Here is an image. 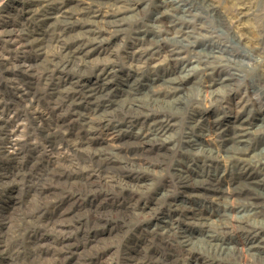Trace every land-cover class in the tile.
I'll return each mask as SVG.
<instances>
[{"label": "rangeland", "instance_id": "obj_1", "mask_svg": "<svg viewBox=\"0 0 264 264\" xmlns=\"http://www.w3.org/2000/svg\"><path fill=\"white\" fill-rule=\"evenodd\" d=\"M138 2L0 0V264H264V0Z\"/></svg>", "mask_w": 264, "mask_h": 264}, {"label": "bare ground", "instance_id": "obj_2", "mask_svg": "<svg viewBox=\"0 0 264 264\" xmlns=\"http://www.w3.org/2000/svg\"><path fill=\"white\" fill-rule=\"evenodd\" d=\"M124 1V0H123ZM95 2V1H94ZM100 2V1H99ZM126 2V1H125ZM137 2H138V0H137ZM139 3V2H138ZM132 4V3H131ZM137 4V3H136ZM95 5V4H94ZM100 6V5H99ZM124 6V5H123ZM29 8V7H28ZM112 9V8H111ZM120 9H121V7H120ZM131 9H133V8H131ZM97 10V9H96ZM93 11V10H92ZM98 11H99V8H98ZM77 12V11H76ZM116 12V11H115ZM118 12V11H117ZM72 13V12H71ZM79 13V12H78ZM62 14H63V12H62ZM84 14V13H83ZM114 14V13H113ZM115 16V15H114ZM74 16H72V18H73ZM57 18V17H56ZM62 18H63V15H62ZM66 18V17H65ZM52 19V18H51ZM58 21H57V23L56 24H60L61 25V27H69V25H70V20L69 21H67V20H65V19H57ZM119 20V19H118ZM87 22H88V20H87ZM105 22V21H104ZM115 22V21H114ZM77 23H78V21H77ZM86 23V22H85ZM88 23H90V22H88ZM92 23V22H91ZM94 23H96V22H94ZM111 24V23H110ZM115 24H117V22L116 23H113V25H115ZM122 24V23H121ZM84 25V24H83ZM96 25V24H95ZM119 25V24H118ZM123 25V24H122ZM121 25V26H122ZM82 26V25H81ZM94 26V25H93ZM117 26V25H116ZM70 27H72V26H70ZM98 27V26H97ZM114 27V26H113ZM112 27V28H113ZM95 30V29H94ZM99 30H100V26H99ZM117 30H121V29H117ZM98 31V30H97ZM107 31V30H106ZM105 31V32H106ZM110 31V30H109ZM89 32H90V29H89ZM92 32H93V29H92ZM107 33H109V32H107ZM96 34V33H95ZM85 36V35H84ZM87 36V35H86ZM89 36V35H88ZM78 38V37H77ZM87 38V37H86ZM165 39V38H164ZM167 39V38H166ZM76 40H78V39H76ZM168 41V40H167ZM93 42V41H92ZM97 42V41H96ZM104 42V41H103ZM96 44V43H95ZM92 45H94V44H92ZM85 47V46H84ZM85 48H87V46L85 47ZM148 49V48H147ZM150 49V48H149ZM145 50H146V47H145ZM78 51V50H77ZM140 51V50H139ZM144 51V50H143ZM141 52V51H140ZM174 52V51H173ZM172 52V53H173ZM76 53H78V52H76ZM136 53V55H138L137 54V52H135ZM147 54V53H146ZM72 56V55H71ZM73 57V56H72ZM153 58V57H152ZM156 58V57H155ZM69 60V59H68ZM135 60V59H134ZM141 60V59H140ZM83 62V61H82ZM106 63V62H105ZM103 64H104V62H103ZM82 65V64H81ZM100 65H102V64H100ZM69 66V65H68ZM105 67H106V65H104ZM108 67H109V64L107 65ZM96 67H98V66H96ZM102 67V66H101ZM66 68V67H65ZM110 68V67H109ZM144 68H145V66H144ZM156 69V68H155ZM74 70H75V68H74ZM95 69H93V71H94ZM105 70V69H104ZM146 70V69H145ZM149 71V70H148ZM92 72V71H91ZM95 72V71H94ZM135 72V71H134ZM115 73V72H114ZM116 73H117V71H116ZM102 74V73H101ZM105 74V73H104ZM104 74L102 75V76H104ZM111 74V73H110ZM135 74H136V72H135ZM100 75V74H99ZM143 75H144V73H143ZM144 79V78H143ZM183 79V78H182ZM224 81V80H223ZM178 82H180V80L178 81ZM99 83V82H98ZM181 83V82H180ZM180 83H179V85H180ZM176 84V83H175ZM181 85H182V83H181ZM127 87H128V85H127ZM73 88V87H72ZM101 88V87H100ZM99 88V89H100ZM140 88V87H139ZM167 88V87H166ZM179 88V87H178ZM146 89V88H145ZM174 89V88H173ZM231 89V88H230ZM74 90V89H73ZM136 90V89H135ZM179 90V89H178ZM168 91V90H167ZM234 91V90H233ZM155 92V91H154ZM177 92V91H176ZM75 93V92H74ZM137 93V92H136ZM161 93V92H160ZM77 94H78V92H77ZM138 94V93H137ZM171 94V92L169 93V95ZM176 94V93H175ZM95 95V94H94ZM93 95V96H94ZM88 95H86V97H87ZM91 96V95H90ZM109 96V95H108ZM232 96H233V94H232ZM104 97V96H103ZM102 97V98H103ZM85 98V97H84ZM87 99V98H86ZM107 99V98H106ZM106 99H105V101H106ZM110 100V99H109ZM97 101V100H96ZM99 101H100V98H99ZM114 101V100H113ZM95 103V102H94ZM93 103V104H94ZM117 104V103H116ZM109 105V104H108ZM99 110V109H98ZM95 111H97V110H95ZM121 111V110H120ZM124 112H125V110H124ZM129 113V112H128ZM151 113H152V111H151ZM126 114V113H125ZM124 114V115H125ZM143 114V113H142ZM129 115V114H128ZM133 115H134V113H133ZM145 115V114H144ZM140 116H141V114H140ZM139 116V117H140ZM146 116H148V115H146ZM125 117H127V116H125ZM129 117V116H128ZM127 117V118H128ZM131 117H132V115H131ZM133 117H135V116H133ZM138 117V118H139ZM192 117V116H191ZM136 118H137V116H136ZM109 119V118H108ZM167 119V118H166ZM193 119V118H192ZM115 120V119H114ZM134 120V119H133ZM139 120H141V119H139ZM146 120V119H145ZM246 120H248V119H246ZM111 121H113L112 120V118H111ZM164 121H167V120H164ZM160 123V122H159ZM157 124V123H156ZM198 124V123H197ZM166 125V124H165ZM164 127V126H163ZM246 127H248V126H246ZM193 128V127H192ZM191 128V129H192ZM244 128V127H243ZM252 128V127H251ZM151 130V129H150ZM224 131V130H223ZM191 133V132H190ZM219 133V132H218ZM217 133V134H218ZM224 133H225V131H224ZM244 133H246L245 135L247 136V135H249V134H251L250 132H249V130L248 129H242L241 131H240V135H239V138H238V142H240V143H246V141H243L242 139L245 137V135H243ZM154 134V133H153ZM217 134H216V136H217ZM242 134V135H241ZM258 134V133H257ZM236 135V134H235ZM260 135V134H259ZM148 136V135H147ZM186 137V136H185ZM188 137V136H187ZM237 137V136H236ZM227 139V138H226ZM231 139H232V137H231ZM171 141H173V140H171ZM190 141V140H189ZM222 141V140H221ZM228 141V140H227ZM159 142V141H158ZM188 141H186V143H187ZM191 142V141H190ZM152 143V142H151ZM164 144H165V140H164V142H163ZM169 143H170V141H169ZM159 144V143H158ZM172 144V143H171ZM188 144H189V142H188ZM160 145V144H159ZM147 146H149V145H147ZM165 146V145H164ZM153 147H155V146H153ZM228 150V149H227ZM243 150V149H242ZM235 151H237V153H238V151H240L239 149H235ZM150 152V151H149ZM234 152V151H233ZM243 152H244V150H243ZM240 154V153H239ZM163 156H165V155H163ZM137 158V157H136ZM235 159V158H234ZM138 160V159H137ZM236 160V159H235ZM160 161V160H159ZM166 162V161H165ZM161 165H163L162 163H161ZM180 171V170H179ZM249 171V170H248ZM245 172V171H244ZM264 174V173H263ZM178 175V174H177ZM177 175H176V177H177ZM251 175V174H250ZM211 178V177H210ZM181 179V178H180ZM250 180V179H249ZM186 181V180H185ZM204 183H209V185H210V183H212L211 181H201V182H199V183H197V184H204ZM256 185V183H253V185H250V186H248V185H246L248 188H254V186ZM182 187V189H188V187H190V186H181ZM193 188V187H192ZM195 188H203V189H205V188H208V190H209V188H213V189H215L216 190V186H195ZM179 190V189H178ZM195 190H197V189H195ZM212 190V189H211ZM242 190V188L240 189V188H231V187H229L228 189H227V192H230V194H239V191H241ZM222 191V192H221ZM220 192L223 194L222 196H220V197H223V196H225L226 194H228V193H225V191H223V190H221ZM213 192V191H212ZM261 196V197H260ZM264 196V195H263ZM211 197H213L212 195H211ZM220 197H218L217 199H222V198H220ZM208 198H210V197H208ZM217 199H214L212 202L213 203H215V202H217ZM210 200V199H209ZM216 204V203H215ZM261 204H263L264 205V197H262V195H257L256 196V198H250L249 199V201H247V203H245L244 204V206L243 207H241V210L242 211H247V212H250V214L251 215H258V213H264V210H263V208L260 206ZM198 221H201V223L205 226H208V220H206V219H204L203 217H201ZM209 227V226H208ZM224 227V226H223ZM220 228V227H219ZM222 228V227H221ZM184 242V241H183ZM185 244L184 245H186V246H189L190 245V240H185V242H184ZM258 248H262L263 249V247H258Z\"/></svg>", "mask_w": 264, "mask_h": 264}]
</instances>
